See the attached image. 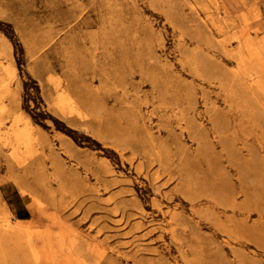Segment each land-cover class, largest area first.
Masks as SVG:
<instances>
[{"label":"rangeland","instance_id":"1","mask_svg":"<svg viewBox=\"0 0 264 264\" xmlns=\"http://www.w3.org/2000/svg\"><path fill=\"white\" fill-rule=\"evenodd\" d=\"M0 264H264V0H0Z\"/></svg>","mask_w":264,"mask_h":264},{"label":"trees","instance_id":"2","mask_svg":"<svg viewBox=\"0 0 264 264\" xmlns=\"http://www.w3.org/2000/svg\"><path fill=\"white\" fill-rule=\"evenodd\" d=\"M9 38V40L11 41V43H12V45H13V47L15 48V51H17V50H19V45L15 42V41H13V39H11V37H8ZM26 89V88H25ZM49 118V117H48ZM50 120H52V119H50ZM54 122V124L57 126V128H58V126H59V128H61V129H59V130H62L63 132H65L67 135H69V136H75V133L73 132V131H71V130H69V129H65L64 127H60V126H62L61 125V123H59V122H57V121H53ZM76 140V139H75ZM76 142V141H75Z\"/></svg>","mask_w":264,"mask_h":264},{"label":"bare ground","instance_id":"3","mask_svg":"<svg viewBox=\"0 0 264 264\" xmlns=\"http://www.w3.org/2000/svg\"><path fill=\"white\" fill-rule=\"evenodd\" d=\"M29 176V175H28ZM188 176V175H187ZM199 182V181H198ZM63 190V189H62ZM193 201V200H192ZM79 209V208H78ZM102 212V211H101ZM93 213V212H92ZM220 216V215H219ZM71 244V243H70ZM104 251V250H103Z\"/></svg>","mask_w":264,"mask_h":264}]
</instances>
